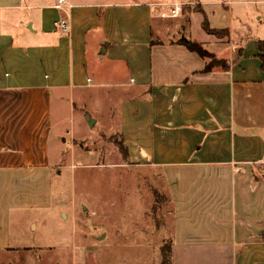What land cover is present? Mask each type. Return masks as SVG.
Instances as JSON below:
<instances>
[{
  "label": "crops",
  "instance_id": "crops-1",
  "mask_svg": "<svg viewBox=\"0 0 264 264\" xmlns=\"http://www.w3.org/2000/svg\"><path fill=\"white\" fill-rule=\"evenodd\" d=\"M56 2L0 0V264L26 248L12 215L44 210L30 190L67 131L53 136L54 99L78 104L85 130L108 115L127 163L163 178L171 264H264V0H72L69 32ZM156 247L108 239L87 255L155 264Z\"/></svg>",
  "mask_w": 264,
  "mask_h": 264
},
{
  "label": "rangeland",
  "instance_id": "rangeland-1",
  "mask_svg": "<svg viewBox=\"0 0 264 264\" xmlns=\"http://www.w3.org/2000/svg\"><path fill=\"white\" fill-rule=\"evenodd\" d=\"M73 107L69 99H54L53 136L64 123L67 131L58 148L53 141L51 178L38 177L30 190L36 198L31 204L44 210L12 215V243L26 248H11L2 264H90V245L152 237L158 250L166 236L163 225L172 205L163 178L127 163L121 135L108 115L85 130L89 115L78 112V104ZM70 125L75 132H69Z\"/></svg>",
  "mask_w": 264,
  "mask_h": 264
},
{
  "label": "trees",
  "instance_id": "trees-1",
  "mask_svg": "<svg viewBox=\"0 0 264 264\" xmlns=\"http://www.w3.org/2000/svg\"><path fill=\"white\" fill-rule=\"evenodd\" d=\"M179 42L185 46H187L190 50L198 52L201 56L212 59L213 63L216 62L215 56L210 53L204 46L195 41L180 39ZM259 47L263 52L261 55V59L263 61V69H264V41H260ZM172 242L170 239H166L162 242V245L159 246L157 251V258L155 264H171V256H172Z\"/></svg>",
  "mask_w": 264,
  "mask_h": 264
},
{
  "label": "built area",
  "instance_id": "built-area-1",
  "mask_svg": "<svg viewBox=\"0 0 264 264\" xmlns=\"http://www.w3.org/2000/svg\"><path fill=\"white\" fill-rule=\"evenodd\" d=\"M58 10L63 12V16L56 22L57 27L63 32H69L71 29V10L74 7L72 0H57L54 5ZM182 10V4L174 3L170 5L168 15L177 16Z\"/></svg>",
  "mask_w": 264,
  "mask_h": 264
},
{
  "label": "water",
  "instance_id": "water-1",
  "mask_svg": "<svg viewBox=\"0 0 264 264\" xmlns=\"http://www.w3.org/2000/svg\"><path fill=\"white\" fill-rule=\"evenodd\" d=\"M89 122H90V126H93L94 123H95V120L92 119V118H90V119H89ZM103 236H104V234H103L101 237H103Z\"/></svg>",
  "mask_w": 264,
  "mask_h": 264
}]
</instances>
